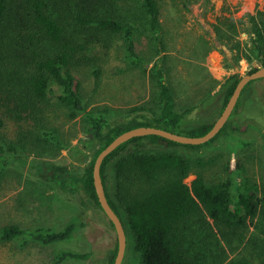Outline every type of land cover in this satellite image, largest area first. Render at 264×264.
Masks as SVG:
<instances>
[{
	"label": "trees",
	"instance_id": "trees-1",
	"mask_svg": "<svg viewBox=\"0 0 264 264\" xmlns=\"http://www.w3.org/2000/svg\"><path fill=\"white\" fill-rule=\"evenodd\" d=\"M182 1L186 5L192 3V0ZM249 10V20L256 33L252 31V51L262 58L264 65V11ZM161 14L160 0H0V107L3 109L0 128L11 122L18 131L9 147L47 151L53 143H60L61 129L50 122L53 96L58 95V103L66 107L67 117L73 120L82 114L92 134L88 142L76 146L81 153L78 161L85 163L84 170H68L43 160L38 164V173L64 187L82 189L99 208L94 162L119 134L151 125L200 136L214 123L188 122L190 113L205 99L198 104L180 100L176 87L168 79L165 67L168 53ZM234 21L229 16L216 25L219 40L234 42L231 28L227 30V27L236 28ZM143 36L148 41L146 49L142 46ZM235 43L242 52L235 57L236 63L242 57L251 59L242 50L240 40L235 39ZM121 45L130 68L145 70L149 66L154 88L147 101L114 117L117 114L110 107L88 108L76 72L83 58ZM233 45L230 49L234 52ZM93 72L99 77L101 67L94 68ZM241 76L240 72H234L223 82L214 80L216 83L210 86L208 96H214L215 87L221 85L224 93L221 112ZM253 82L244 88L226 125L209 141L183 144L155 134L136 136L105 158L101 172L109 202L122 218L128 239L134 236L135 250L142 264H264V249L255 259L227 255L226 249L219 246L212 225L214 223L222 237L229 241L230 247L233 236L243 235L248 222L257 219L264 225V178L257 181L250 177L244 161L237 157L238 148L250 141L232 137L237 145L226 162V176L217 181L208 179L204 173L206 166L216 160L215 156L194 158L177 149L180 146L202 149L222 136L228 137L242 96ZM261 106L257 102V107ZM260 114H263L261 109L254 115ZM248 127L260 130L257 123L251 122L242 130ZM5 153V145L0 144V161L7 165ZM111 163L114 166L113 192L107 175ZM191 173L196 176L187 182ZM197 222L200 224L194 230L199 231V235L197 231L192 235L191 223L194 226ZM79 226L78 218L60 229L11 223L0 230V240L23 237V244L37 241L44 245L70 242L76 239ZM117 249L118 243L109 253L110 264L115 260ZM91 254L63 248L56 251L54 264L70 258L84 260Z\"/></svg>",
	"mask_w": 264,
	"mask_h": 264
},
{
	"label": "rangeland",
	"instance_id": "rangeland-1",
	"mask_svg": "<svg viewBox=\"0 0 264 264\" xmlns=\"http://www.w3.org/2000/svg\"><path fill=\"white\" fill-rule=\"evenodd\" d=\"M160 4L168 53L165 63L168 79L176 87L180 100L186 99L189 100L187 103L198 104L205 99L190 113L189 123L214 122L221 113L224 94L221 85H218L215 87L216 94L208 96L210 86L216 83L214 80L223 82L231 73L240 72L244 75L253 68L263 66L262 58L252 51V35L256 33L248 13L249 9L255 13L258 10L264 11V0H192L187 5L182 0H160ZM229 16L235 20L236 28L227 27V30L231 28L230 34L234 42L235 39L240 40L242 50L251 59L242 57L236 63L235 57L242 53L238 51L236 43L219 40L216 25ZM229 25L230 23L227 26ZM147 42L143 36L144 49L147 48ZM230 45L236 49L234 52ZM96 53L92 57L83 58L76 72L81 80V89L88 108L110 107L117 114L114 116L116 117L150 98L154 82L149 66L145 70L140 67L130 68L122 45ZM96 67H101L99 77L93 72ZM57 96H53L50 122L61 129V141L53 143L51 149L45 151L46 149L40 148L17 147L13 150L9 143L16 138L17 127L10 122L0 128V144L6 147L8 163L6 165L4 161H0V230L11 223L23 227L51 226L60 229L72 219L78 218L80 226L76 231L77 237L70 242L50 245L37 241L23 244V237L0 240V264H54L56 251L63 248L92 254L84 260L70 258L61 264H110L109 253L117 244V232L110 219L82 189L64 187L58 181L49 180L38 173V167L43 160L79 172H83L85 166L84 162L78 161L81 153L76 146L88 142L91 136L87 123L82 114L70 120L66 115V107L58 103ZM257 102L262 105L261 108L257 107ZM260 109L263 114L254 115L260 113ZM1 111L2 108L0 114ZM249 122L257 123L260 130L254 127L242 130ZM263 134L264 78H261L250 84L243 94L239 113L233 117L228 137L222 136L214 144L202 149L193 150L183 146L177 149L194 158L215 156L216 160L206 166L204 173L208 179L217 181L226 176V162L237 145L232 137H242L250 143L238 148L237 157L244 161L249 176L260 181L264 178ZM107 175L113 192L112 163L108 165ZM195 176V173H191L186 179L187 182H191ZM248 223L242 237L233 236V248L212 223L219 239L217 242L226 249L227 255H245L255 259L263 251L264 225L257 219ZM198 224L200 223L193 226L191 223L192 235L197 231L194 229H197ZM197 234L199 235V231ZM123 264H142L135 250L134 236L128 239Z\"/></svg>",
	"mask_w": 264,
	"mask_h": 264
},
{
	"label": "water",
	"instance_id": "water-1",
	"mask_svg": "<svg viewBox=\"0 0 264 264\" xmlns=\"http://www.w3.org/2000/svg\"><path fill=\"white\" fill-rule=\"evenodd\" d=\"M264 78V65L258 67L256 70L252 72H248L241 76L238 81L232 95L230 96L227 104L224 109L214 121L211 129L200 136H190L187 134L177 133L162 127L151 126V125H142L138 127L131 128L119 134L116 138H114L101 152L97 155L94 167H93V177H94V185L96 188L97 196L101 205L102 210L108 216L110 221L113 223L116 232H117V243L118 249L116 253L115 260L112 264H123L124 258L127 251L128 245V236L125 224L116 210L113 208L111 203L109 202L105 183L102 176V165L104 163L105 158L112 153L117 147H119L122 143L128 141L129 139L136 136H145L150 134L160 135L166 137L168 139L183 143V144H202L210 139H212L220 130L226 125L229 118L233 114L236 105L242 95L244 88L252 81L257 79ZM92 136V134H91Z\"/></svg>",
	"mask_w": 264,
	"mask_h": 264
}]
</instances>
